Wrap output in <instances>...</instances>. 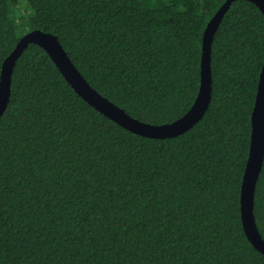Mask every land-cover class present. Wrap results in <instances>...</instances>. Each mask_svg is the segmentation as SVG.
Returning a JSON list of instances; mask_svg holds the SVG:
<instances>
[{"label":"trees","instance_id":"obj_1","mask_svg":"<svg viewBox=\"0 0 264 264\" xmlns=\"http://www.w3.org/2000/svg\"><path fill=\"white\" fill-rule=\"evenodd\" d=\"M225 1L0 0V77L20 38L41 29L103 96L173 122L197 97L204 31ZM263 63L264 14L235 0L212 43L207 112L151 138L90 105L29 44L0 117V264H264L241 216ZM254 214L264 238V163Z\"/></svg>","mask_w":264,"mask_h":264},{"label":"water","instance_id":"obj_2","mask_svg":"<svg viewBox=\"0 0 264 264\" xmlns=\"http://www.w3.org/2000/svg\"><path fill=\"white\" fill-rule=\"evenodd\" d=\"M226 0L208 22L203 35L201 59V84L190 109L177 120L165 124H151L130 115L125 109L103 96L84 77L68 55L59 38L51 32L34 29L25 33L14 50L5 58L0 77V117L5 112L10 96L15 64L31 43L38 44L51 56L57 67L74 90L98 111L124 128L151 138L178 136L192 128L207 112L213 90L211 50L216 31L231 4ZM264 14V0H250ZM252 131L249 157L241 186V216L245 234L250 242L264 254L262 237L254 214L255 192L264 163V63L260 73L255 105L251 116Z\"/></svg>","mask_w":264,"mask_h":264}]
</instances>
